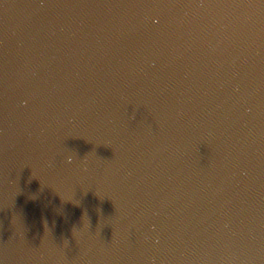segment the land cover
I'll return each mask as SVG.
<instances>
[{"label":"water","instance_id":"1","mask_svg":"<svg viewBox=\"0 0 264 264\" xmlns=\"http://www.w3.org/2000/svg\"><path fill=\"white\" fill-rule=\"evenodd\" d=\"M0 264H264V0H0Z\"/></svg>","mask_w":264,"mask_h":264}]
</instances>
